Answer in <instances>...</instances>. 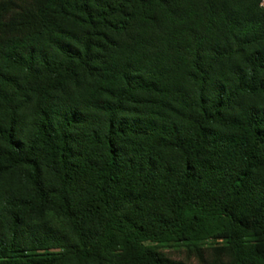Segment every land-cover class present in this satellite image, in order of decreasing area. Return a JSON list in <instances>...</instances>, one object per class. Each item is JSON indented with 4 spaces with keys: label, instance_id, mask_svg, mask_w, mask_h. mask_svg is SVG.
I'll list each match as a JSON object with an SVG mask.
<instances>
[{
    "label": "trees",
    "instance_id": "1",
    "mask_svg": "<svg viewBox=\"0 0 264 264\" xmlns=\"http://www.w3.org/2000/svg\"><path fill=\"white\" fill-rule=\"evenodd\" d=\"M263 0H0V264H264Z\"/></svg>",
    "mask_w": 264,
    "mask_h": 264
},
{
    "label": "rangeland",
    "instance_id": "2",
    "mask_svg": "<svg viewBox=\"0 0 264 264\" xmlns=\"http://www.w3.org/2000/svg\"><path fill=\"white\" fill-rule=\"evenodd\" d=\"M165 252L167 253V255L174 259V260H178V261H185V262H189L191 264H196L194 261L190 262L187 259V255L185 253V250L183 248H177V249H167L165 250Z\"/></svg>",
    "mask_w": 264,
    "mask_h": 264
},
{
    "label": "built area",
    "instance_id": "3",
    "mask_svg": "<svg viewBox=\"0 0 264 264\" xmlns=\"http://www.w3.org/2000/svg\"><path fill=\"white\" fill-rule=\"evenodd\" d=\"M262 5L264 6V0H263V4Z\"/></svg>",
    "mask_w": 264,
    "mask_h": 264
}]
</instances>
